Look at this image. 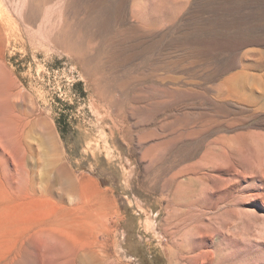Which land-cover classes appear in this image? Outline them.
<instances>
[{
    "label": "rangeland",
    "instance_id": "1",
    "mask_svg": "<svg viewBox=\"0 0 264 264\" xmlns=\"http://www.w3.org/2000/svg\"><path fill=\"white\" fill-rule=\"evenodd\" d=\"M0 76V264L62 254L23 239L13 137L106 191L104 264H264V0H0Z\"/></svg>",
    "mask_w": 264,
    "mask_h": 264
},
{
    "label": "bare ground",
    "instance_id": "2",
    "mask_svg": "<svg viewBox=\"0 0 264 264\" xmlns=\"http://www.w3.org/2000/svg\"><path fill=\"white\" fill-rule=\"evenodd\" d=\"M1 84L0 76V92ZM8 143L14 149L7 153L15 162L14 170L19 182L6 180V183L8 189L15 192L18 201L28 211L24 221L26 228L23 239L36 245L38 249L42 247L41 237L50 239L56 245L55 249L62 252L60 257H54L56 264H77L78 260L89 256L96 257L99 264L110 261V246H104V241L112 236L108 220H115L117 211L106 191L101 190L100 183L71 172L63 163L57 145L51 140V166L55 176L35 177L25 169V154L17 149L16 138L13 137ZM1 154L9 161L2 152ZM249 162L252 163V160ZM252 165L254 168L259 167L257 162ZM56 182L66 186V195H53L52 188ZM100 237L105 240L100 241Z\"/></svg>",
    "mask_w": 264,
    "mask_h": 264
}]
</instances>
